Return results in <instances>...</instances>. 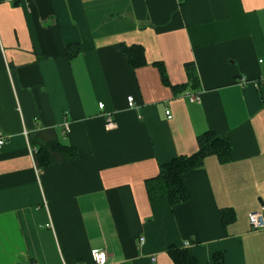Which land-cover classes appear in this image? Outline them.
<instances>
[{"label": "crops", "instance_id": "0c3cea01", "mask_svg": "<svg viewBox=\"0 0 264 264\" xmlns=\"http://www.w3.org/2000/svg\"><path fill=\"white\" fill-rule=\"evenodd\" d=\"M49 128L77 159L36 167L28 136ZM206 131L232 160L188 172L183 203L149 201L145 181ZM0 134V264H173L170 245L264 264L248 223L264 205V0H0Z\"/></svg>", "mask_w": 264, "mask_h": 264}, {"label": "trees", "instance_id": "16d2710c", "mask_svg": "<svg viewBox=\"0 0 264 264\" xmlns=\"http://www.w3.org/2000/svg\"><path fill=\"white\" fill-rule=\"evenodd\" d=\"M68 50V57L71 53ZM127 59L128 63L136 68L144 64L143 48L139 45L116 46ZM162 82L166 77L161 64H155ZM189 78V83L197 85L195 69L192 63L184 65ZM31 148L34 149L33 159L37 168H43L56 163L72 161L78 158L77 151L71 146L60 142L53 128L40 129L28 136ZM197 149L190 155H179L168 162L159 165L155 177L145 181V190L149 201L166 200L169 206L173 207L187 200V191L184 185V176L202 166L203 160L208 156H215L220 163H227L232 160V147L228 139L212 131H206L199 135L196 140ZM221 222L225 225L234 220V213L231 210L220 212ZM166 254L173 264H199L189 249L178 248L174 245L168 246ZM213 264H223L220 253L213 254Z\"/></svg>", "mask_w": 264, "mask_h": 264}, {"label": "built area", "instance_id": "2783aa9c", "mask_svg": "<svg viewBox=\"0 0 264 264\" xmlns=\"http://www.w3.org/2000/svg\"><path fill=\"white\" fill-rule=\"evenodd\" d=\"M236 83L238 85H245L246 83H248V81L246 80L245 77H239L236 80ZM253 85L256 87L257 86V82H253ZM186 97L190 100V101H198L199 98L194 94H186ZM127 106L128 108H133L134 103H133V98L132 97H128L127 98ZM99 109L103 108L102 103L98 104ZM165 116L167 119L171 118V114L169 110H165ZM105 128L107 130L114 128L115 124L114 121L112 120V117L107 115L106 119H105ZM4 144V137L0 134V146H2ZM30 152L33 154L34 149L30 148ZM248 223L250 225V228L252 231H264V205H262L259 210L252 212L248 215ZM143 243V239L140 238L139 239V244ZM93 257L95 260L96 264H106V254L101 251V250H94L93 252Z\"/></svg>", "mask_w": 264, "mask_h": 264}]
</instances>
